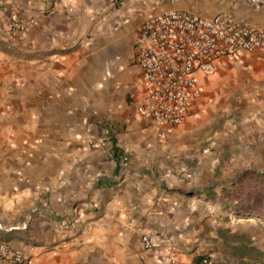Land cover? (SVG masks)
Returning a JSON list of instances; mask_svg holds the SVG:
<instances>
[{
    "label": "crops",
    "instance_id": "0c3cea01",
    "mask_svg": "<svg viewBox=\"0 0 264 264\" xmlns=\"http://www.w3.org/2000/svg\"><path fill=\"white\" fill-rule=\"evenodd\" d=\"M170 11L264 23V0H0L5 29L13 17L38 22L0 40V242L32 264H264L223 222L208 157L177 164L165 141L199 125L210 77L263 81L264 49L201 76V96L163 137L139 113L135 45L148 19Z\"/></svg>",
    "mask_w": 264,
    "mask_h": 264
},
{
    "label": "built area",
    "instance_id": "2783aa9c",
    "mask_svg": "<svg viewBox=\"0 0 264 264\" xmlns=\"http://www.w3.org/2000/svg\"><path fill=\"white\" fill-rule=\"evenodd\" d=\"M37 24L34 17H13L5 29L0 20V40L28 34ZM263 49L264 23L253 25L230 14L206 18L187 11L151 17L141 27L135 45L144 88L139 113L166 137L183 123L201 96V76L214 74L222 60L235 61ZM143 240L147 250L154 247L148 236ZM170 263L188 264L174 258ZM0 264L32 262L21 250L2 241ZM198 264L212 263L204 257Z\"/></svg>",
    "mask_w": 264,
    "mask_h": 264
},
{
    "label": "rangeland",
    "instance_id": "374dc122",
    "mask_svg": "<svg viewBox=\"0 0 264 264\" xmlns=\"http://www.w3.org/2000/svg\"><path fill=\"white\" fill-rule=\"evenodd\" d=\"M210 78L206 113L191 131L165 139L173 145L168 152L190 168L191 154L208 157L209 181L223 193V222H233L241 244H255L264 258V80L230 69Z\"/></svg>",
    "mask_w": 264,
    "mask_h": 264
},
{
    "label": "trees",
    "instance_id": "16d2710c",
    "mask_svg": "<svg viewBox=\"0 0 264 264\" xmlns=\"http://www.w3.org/2000/svg\"><path fill=\"white\" fill-rule=\"evenodd\" d=\"M115 150H116V149H115ZM115 153H118V150H116ZM203 258H204V256H203ZM201 259H202V258H201ZM198 262H199V260L197 261V264H198Z\"/></svg>",
    "mask_w": 264,
    "mask_h": 264
}]
</instances>
